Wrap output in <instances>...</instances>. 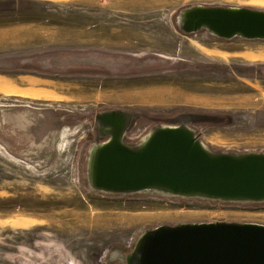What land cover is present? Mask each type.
I'll return each mask as SVG.
<instances>
[{
  "label": "rangeland",
  "instance_id": "obj_1",
  "mask_svg": "<svg viewBox=\"0 0 264 264\" xmlns=\"http://www.w3.org/2000/svg\"><path fill=\"white\" fill-rule=\"evenodd\" d=\"M201 1L0 0V264H125L159 225L264 224V204L109 195L86 181L106 110L135 115L133 141L184 121L212 151L264 152V42L182 33L179 11Z\"/></svg>",
  "mask_w": 264,
  "mask_h": 264
},
{
  "label": "water",
  "instance_id": "obj_2",
  "mask_svg": "<svg viewBox=\"0 0 264 264\" xmlns=\"http://www.w3.org/2000/svg\"><path fill=\"white\" fill-rule=\"evenodd\" d=\"M184 34L206 31L222 40L264 41V10L192 5L177 16ZM135 115L113 109L95 115L86 181L109 195L155 193L221 203L264 204V152L209 149L187 122L157 125L134 143L126 140ZM125 264H264V224L200 222L145 230Z\"/></svg>",
  "mask_w": 264,
  "mask_h": 264
},
{
  "label": "crops",
  "instance_id": "obj_3",
  "mask_svg": "<svg viewBox=\"0 0 264 264\" xmlns=\"http://www.w3.org/2000/svg\"><path fill=\"white\" fill-rule=\"evenodd\" d=\"M204 1L205 0H202L199 4H201V5L205 4L206 5L207 2H204ZM212 1H216V0H212ZM211 4H213V3H211ZM193 36H200L204 40L207 39L206 42H208V41L210 42L211 40L221 41V42H223V41L232 42V41H235V40L237 41L238 40V41H241L244 44L245 48H249L250 47V48H253V49L255 48V46H257L256 44L264 42V41H246V40L242 41L241 39L222 40V39L215 38L214 36L210 35L206 31L197 32V33L193 34ZM210 38H212V39H210ZM245 55L248 56L249 58H252L251 60H257V58L254 56L255 55L254 52H250V50L247 51Z\"/></svg>",
  "mask_w": 264,
  "mask_h": 264
},
{
  "label": "built area",
  "instance_id": "obj_4",
  "mask_svg": "<svg viewBox=\"0 0 264 264\" xmlns=\"http://www.w3.org/2000/svg\"><path fill=\"white\" fill-rule=\"evenodd\" d=\"M137 133H138V131H129L128 133H127V136H126V140H127V142H129V143H134L135 141H133L138 135H137Z\"/></svg>",
  "mask_w": 264,
  "mask_h": 264
}]
</instances>
